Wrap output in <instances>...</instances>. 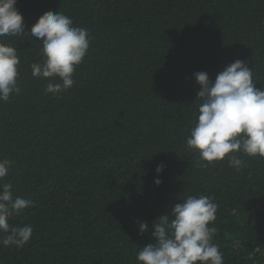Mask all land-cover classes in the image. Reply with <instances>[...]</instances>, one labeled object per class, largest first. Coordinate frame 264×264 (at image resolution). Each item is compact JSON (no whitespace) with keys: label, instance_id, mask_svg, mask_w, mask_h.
Masks as SVG:
<instances>
[{"label":"trees","instance_id":"1","mask_svg":"<svg viewBox=\"0 0 264 264\" xmlns=\"http://www.w3.org/2000/svg\"><path fill=\"white\" fill-rule=\"evenodd\" d=\"M15 7L25 33L0 41L17 49L21 93L0 102V159L13 162L3 183L33 202L9 223L33 233L23 247L0 246V264H136L140 248L155 243L153 223L189 195L217 205L209 226L224 264H264V158L236 153L245 162L239 171L227 156L198 166L199 153L186 145L200 90L194 73L214 81L242 60L264 90V0ZM45 11L90 36L74 85L56 96L30 68L42 60L30 28Z\"/></svg>","mask_w":264,"mask_h":264},{"label":"clouds","instance_id":"2","mask_svg":"<svg viewBox=\"0 0 264 264\" xmlns=\"http://www.w3.org/2000/svg\"><path fill=\"white\" fill-rule=\"evenodd\" d=\"M15 4L16 0H0V37L25 33L23 16ZM30 36L39 39L42 57L41 62L30 64L33 78L47 80L45 92L53 96L67 91L88 52V29L74 27L72 19L58 11H45L31 26ZM19 64L17 49L0 41V102L21 93ZM193 75L200 90L186 145L199 153L198 166L200 161L211 163L227 156L229 166L239 171L245 162L236 153L264 158V90L255 86L252 69L236 60L214 81L203 71ZM12 165V161L0 159V246L20 248L31 239L33 228L12 226L9 220L33 202L14 196L12 184L3 183ZM162 170L163 165L155 169L157 174ZM154 183L158 186L162 181L155 179ZM216 212L217 205L208 196H187L153 223L155 243L140 248L136 264H224L223 253L212 242L216 228L209 226L215 222ZM138 228L140 234L148 231L144 222Z\"/></svg>","mask_w":264,"mask_h":264}]
</instances>
